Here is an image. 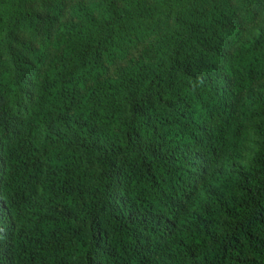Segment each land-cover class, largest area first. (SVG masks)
Wrapping results in <instances>:
<instances>
[{
	"label": "trees",
	"instance_id": "1",
	"mask_svg": "<svg viewBox=\"0 0 264 264\" xmlns=\"http://www.w3.org/2000/svg\"><path fill=\"white\" fill-rule=\"evenodd\" d=\"M0 264H264V0H0Z\"/></svg>",
	"mask_w": 264,
	"mask_h": 264
},
{
	"label": "rangeland",
	"instance_id": "2",
	"mask_svg": "<svg viewBox=\"0 0 264 264\" xmlns=\"http://www.w3.org/2000/svg\"><path fill=\"white\" fill-rule=\"evenodd\" d=\"M257 146H258V138L251 132V139L249 143L250 154H253Z\"/></svg>",
	"mask_w": 264,
	"mask_h": 264
}]
</instances>
